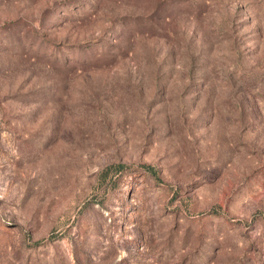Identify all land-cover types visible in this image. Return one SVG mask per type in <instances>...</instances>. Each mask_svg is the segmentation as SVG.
I'll return each instance as SVG.
<instances>
[{
    "label": "rangeland",
    "instance_id": "1",
    "mask_svg": "<svg viewBox=\"0 0 264 264\" xmlns=\"http://www.w3.org/2000/svg\"><path fill=\"white\" fill-rule=\"evenodd\" d=\"M0 264H264V0H0Z\"/></svg>",
    "mask_w": 264,
    "mask_h": 264
}]
</instances>
